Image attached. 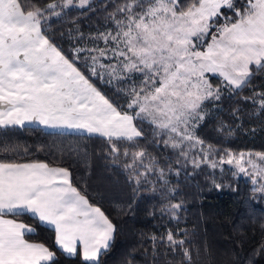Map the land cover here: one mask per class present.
Masks as SVG:
<instances>
[{
  "label": "snow or ice",
  "instance_id": "obj_1",
  "mask_svg": "<svg viewBox=\"0 0 264 264\" xmlns=\"http://www.w3.org/2000/svg\"><path fill=\"white\" fill-rule=\"evenodd\" d=\"M239 3L237 7V0H191L182 7L180 0H127L119 7L124 17L113 16L115 35L96 37L112 46L86 51L98 53L90 57L92 76L108 77V83L134 80L136 74L141 77L138 85L125 90L131 112H122L42 34L41 21L48 18L45 9L25 11L20 0H0V128L38 123L82 130L105 138L118 157L119 143L134 145L144 135L134 121H147L157 136L175 134L164 140L165 145L179 148L180 155L187 157L184 141H195L191 147L204 143L194 135L203 119V102L220 97V89L213 87L205 73L218 75L221 84L234 91L249 83L251 66L264 69V0ZM73 4L74 0H62L61 5L46 7L59 16L58 6L67 9ZM86 4L88 0H79L80 7ZM223 9L234 16L225 15ZM221 17L223 24L217 22ZM80 51L85 50H76ZM102 58L116 63L104 64ZM260 107L264 108V99ZM202 151L203 156L192 163L216 168L212 146ZM225 153L227 159L222 155L219 163L234 165V176H249L253 192L264 193V166L253 154L237 155L227 149ZM254 155L264 162V153ZM124 156H129L127 147ZM145 156L144 150L132 152V162L125 168L135 171L139 165L147 172L155 171L154 161L145 164ZM159 175L163 179L162 168ZM141 176L146 174L136 173L137 184ZM179 208L172 204L169 211ZM26 214L53 229L59 249L79 255L83 264H99L102 250L113 239L114 225L73 186L68 169L43 162H0V264L54 261L55 254L44 244L25 238L35 228L5 218ZM167 241L173 251L183 248L184 241L174 239L171 232ZM183 255L190 260L188 249H183Z\"/></svg>",
  "mask_w": 264,
  "mask_h": 264
},
{
  "label": "trees",
  "instance_id": "obj_2",
  "mask_svg": "<svg viewBox=\"0 0 264 264\" xmlns=\"http://www.w3.org/2000/svg\"><path fill=\"white\" fill-rule=\"evenodd\" d=\"M25 11L34 7L45 9L42 34L61 53L74 62L90 82L120 111H128L126 89L139 84V74L133 79L101 80L89 71L91 55L87 49L111 47V42L97 39L101 33H116L113 16L123 18L117 9L127 0H88L83 7H57L59 16L47 9L49 3L61 5L62 0H20ZM191 0H180L182 7ZM240 6L237 0V7ZM140 11L139 8L136 9ZM227 16H234L223 9ZM224 23L223 17L217 21ZM214 31V29H212ZM77 49L85 51L76 52ZM110 56V55H109ZM75 57V59H74ZM114 60L101 59L104 64ZM249 83L230 91L215 76H207L220 89L219 99L203 102V119L194 135L211 145V159L232 153H264V69L252 67ZM144 135L137 144L119 143L120 152L113 154L106 139L75 132L44 131L34 126L0 128V162H43L68 169L73 186L85 195L89 203L99 207L114 225L113 239L99 256V264H264V193L253 192L251 180L233 175L231 168H212L206 163L196 167L191 162L195 154L180 155L179 148L166 146L168 134L157 136L147 121H134ZM127 147L129 156H124ZM144 150V163L154 161L155 171L137 166L126 169L132 162L131 153ZM164 170L163 179L159 170ZM136 173H145L137 184ZM130 175L133 176L130 179ZM166 181V183H165ZM221 185L217 188L216 185ZM172 204L180 208L169 211ZM9 217L33 228L27 234L31 242L44 244L54 256L48 264H83L79 255L66 256L54 243L51 228L33 220L30 215ZM171 232L183 240V248L172 250L167 241ZM155 237V239H153ZM190 252L185 259L183 249Z\"/></svg>",
  "mask_w": 264,
  "mask_h": 264
},
{
  "label": "rangeland",
  "instance_id": "obj_3",
  "mask_svg": "<svg viewBox=\"0 0 264 264\" xmlns=\"http://www.w3.org/2000/svg\"><path fill=\"white\" fill-rule=\"evenodd\" d=\"M73 5H75V6H79V0H74V4H73ZM221 24H223V23H221ZM214 31H215V29H214ZM210 39H211V37L209 36V37H208V40H210ZM109 55H111V52H109ZM113 63H116V61L114 60ZM251 67H255V66L253 65V66H251ZM210 75L215 76V77H218V78L221 80V78H220L218 75H214V74H212V73H205V76H206V77H207V76H210ZM140 79H141V77H140ZM138 82H139V80H138ZM222 86H224V85L222 84ZM213 87H214V86H213ZM224 87H225V86H224ZM214 88H217V87H214ZM225 88H228V87H225ZM202 114H203V113H202ZM167 134H168V137H169V135H173V136L175 135V134H171V133H167ZM176 139L179 140V137H176ZM193 143H195V141H192V142L184 141V143H183V145H182L184 148H186V150L192 152L193 154L195 153V154L191 157V162H192L193 159L201 158V157L203 156V151H202V149H205V148H202V147L200 146V144H197L195 147H191V144H193ZM205 150H207V149H205ZM240 153H242V152L234 153V154L239 155ZM243 153H249V152H243ZM252 154H253V159L256 160V162H257L258 164H261V166H264V162H261V161L257 160L256 157H255V155H254L255 153H252ZM225 159H227V155H225ZM213 160H215V159H213ZM215 161L217 162V165H218L217 168H221L222 166H226V167L231 168L233 172L237 171V169L235 168L234 165H228V164H222V165H221V164L219 163L220 159H217V160H215ZM206 164L209 165L208 163H206ZM246 167H247V165H246ZM248 170L251 171V168H249ZM237 176H243V177L249 178V179L251 180V178H250L249 176H245L243 173H238ZM251 184H252V180H251ZM252 187H254L253 184H252ZM255 187H259V184H257Z\"/></svg>",
  "mask_w": 264,
  "mask_h": 264
},
{
  "label": "crops",
  "instance_id": "obj_4",
  "mask_svg": "<svg viewBox=\"0 0 264 264\" xmlns=\"http://www.w3.org/2000/svg\"><path fill=\"white\" fill-rule=\"evenodd\" d=\"M15 126H17V127H19V125H15ZM14 126V127H15ZM24 126H34V127H39L40 129H42V130H44V131H52V132H75V133H81V134H88V133H86V132H84V131H82V130H76V129H68V128H50V127H45L44 125H40V124H38V123H30V124H25ZM90 135V134H89ZM91 135H96V134H91ZM96 136H99V135H96ZM100 137V136H99ZM34 162H36V161H34ZM23 163H32V162H22V163H19V164H23ZM49 167H56V166H49ZM61 168V167H60ZM93 206V205H92ZM94 207H96V206H94ZM5 218H7V219H13V218H11V217H9V216H7V217H5ZM38 222H39V220L38 219H36ZM18 222H20V221H18ZM40 223V222H39ZM41 224V223H40ZM47 227V226H46ZM53 230V229H52ZM53 232H54V230H53ZM29 242H31V241H29ZM111 242V241H110ZM33 243H37V242H33ZM54 243H55V232H54ZM55 246L59 249V247L55 244ZM62 253H63V251H62V249H59ZM102 251H104V250H102ZM64 255H66V256H70V255H68V254H65V253H63ZM80 257V256H79ZM82 260V259H81Z\"/></svg>",
  "mask_w": 264,
  "mask_h": 264
}]
</instances>
